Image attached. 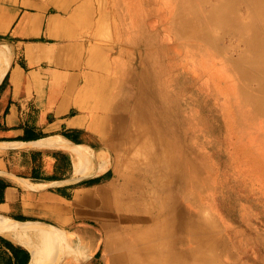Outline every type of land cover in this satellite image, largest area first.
Wrapping results in <instances>:
<instances>
[{"label":"rangeland","instance_id":"1","mask_svg":"<svg viewBox=\"0 0 264 264\" xmlns=\"http://www.w3.org/2000/svg\"><path fill=\"white\" fill-rule=\"evenodd\" d=\"M90 1L102 30L110 34L103 55L107 76L99 88L118 114L113 123L126 133L122 148L115 150L120 176H108L97 194V218L89 227L94 241L77 235L82 259L73 264L87 259L88 264H117L119 250L112 239L125 236L127 227L141 228L139 235L153 242L144 247L146 255L167 260L170 203L176 202L191 219L190 233L201 232L210 258L206 264H264V147L252 139L255 121L246 123L250 135L239 132L236 76L218 65L205 71L192 62L170 28L174 0ZM192 1L204 16L218 2ZM238 12L251 21L243 7ZM208 30L206 50L219 48L231 61L249 57L246 43L230 28L216 22ZM257 85H249L252 92ZM178 180L184 193L177 200ZM142 191L155 202L141 200ZM178 237L186 243L193 239Z\"/></svg>","mask_w":264,"mask_h":264},{"label":"crops","instance_id":"2","mask_svg":"<svg viewBox=\"0 0 264 264\" xmlns=\"http://www.w3.org/2000/svg\"><path fill=\"white\" fill-rule=\"evenodd\" d=\"M93 10L90 0H0V264L47 259L49 229L94 241L97 194L120 176L126 130L99 88L110 34Z\"/></svg>","mask_w":264,"mask_h":264},{"label":"bare ground","instance_id":"3","mask_svg":"<svg viewBox=\"0 0 264 264\" xmlns=\"http://www.w3.org/2000/svg\"><path fill=\"white\" fill-rule=\"evenodd\" d=\"M217 1L210 10L209 16H204L202 9H194L192 0H174L176 13L170 28L179 43L181 42V45L186 48L187 55L196 66L199 65L205 71H209L212 66L218 65L225 70L227 75L234 74L236 76L238 83L235 94V114L238 119L239 132L241 134L247 132L250 135V132L245 128L246 123L255 121L258 130L252 139L264 147V0ZM242 7L245 9V13L250 16V22H247L239 14L238 10ZM216 22L230 28L234 31H232V34H238L242 38L250 50L249 57L238 56L231 61L227 60L228 58L223 59L219 48L206 50V42L210 36L208 25H214ZM252 82L258 83L255 92H252L249 87ZM178 181L177 200L184 193L181 186L182 180ZM139 197L144 201L155 202L150 194L143 191ZM130 198L132 199V197ZM133 202H135V199ZM170 204L167 206L170 205L171 211L168 217L171 225V228H169L171 237L165 246L168 245L171 253L169 252L170 255H168L167 260L162 254H158L153 258L148 254L146 255L143 252L144 247H152L153 242H148L139 235L141 228L127 227L124 230L125 236L112 239L113 245L119 250L117 264H206L210 260L203 252L204 246L202 244L204 241L201 232L194 231L190 233L192 231L190 229L191 219L186 217L184 208L181 205L178 206L177 202ZM134 208L137 209L136 206H133L132 209ZM156 224L159 225L158 220H156ZM32 234L36 235L34 231H32ZM183 234L190 235L193 239L186 243L184 239L178 237V235ZM41 238L48 244L46 249L47 259L35 254L32 264H69L72 261L79 262L82 259L76 250L79 238L74 237L72 239L69 237L66 240V238L62 239L61 237V239H55V235L50 229L43 231ZM192 242L199 245L194 247ZM71 248H74L72 253L74 257L65 260L69 255L67 252Z\"/></svg>","mask_w":264,"mask_h":264}]
</instances>
